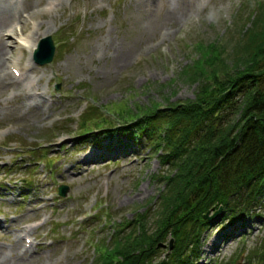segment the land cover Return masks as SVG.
Returning <instances> with one entry per match:
<instances>
[{
	"label": "rangeland",
	"instance_id": "rangeland-1",
	"mask_svg": "<svg viewBox=\"0 0 264 264\" xmlns=\"http://www.w3.org/2000/svg\"><path fill=\"white\" fill-rule=\"evenodd\" d=\"M8 1L0 25V264H97L96 246L111 243L117 223L142 212L154 230L165 167L144 135L91 140L100 129L81 133L83 112L95 106V117L119 123L114 109L192 98L197 82L185 74L201 49L218 41L230 50L264 0ZM48 34L52 59L33 61L31 47ZM9 61L25 73L14 77ZM38 218L45 221L33 225ZM206 220L191 264H262L248 254L264 239V201L235 221L222 208ZM20 234L33 243L25 247ZM168 236L148 264L165 257Z\"/></svg>",
	"mask_w": 264,
	"mask_h": 264
},
{
	"label": "trees",
	"instance_id": "trees-1",
	"mask_svg": "<svg viewBox=\"0 0 264 264\" xmlns=\"http://www.w3.org/2000/svg\"><path fill=\"white\" fill-rule=\"evenodd\" d=\"M242 27L230 50L218 41L201 49L185 74L197 82L192 98L136 112L114 109L119 123L103 112L95 117V106L83 112L81 133L144 135L165 167L154 230L142 212L117 223L111 243L96 246L97 264H148L167 234V252L157 264H191L207 209L221 204L225 218L235 221L264 201V9ZM92 119L94 128L87 126ZM99 133L89 137L97 140ZM248 257L264 264V239Z\"/></svg>",
	"mask_w": 264,
	"mask_h": 264
},
{
	"label": "water",
	"instance_id": "water-1",
	"mask_svg": "<svg viewBox=\"0 0 264 264\" xmlns=\"http://www.w3.org/2000/svg\"><path fill=\"white\" fill-rule=\"evenodd\" d=\"M54 50H55V45H54L51 35L50 34L45 35L41 37V39L39 40L37 49L34 52V58L37 62H40V63L50 61L52 59ZM67 190H68V187L66 184L61 183L58 185V191L60 195L65 196ZM221 207L222 206L220 204L218 208H216L212 214L209 213L211 208L207 209L203 213L204 218L211 219L221 209ZM172 241H173V238H170L169 248L172 246Z\"/></svg>",
	"mask_w": 264,
	"mask_h": 264
},
{
	"label": "bare ground",
	"instance_id": "bare-ground-1",
	"mask_svg": "<svg viewBox=\"0 0 264 264\" xmlns=\"http://www.w3.org/2000/svg\"><path fill=\"white\" fill-rule=\"evenodd\" d=\"M176 1V0H175ZM179 1V0H178ZM182 1V0H181ZM8 0L6 1V0H0V25H2L1 23L6 19V17L8 16V14H9V10H10V8H9V4L11 3H9L8 4ZM19 2V1H18ZM21 2V1H20ZM19 2V3H20ZM181 3V2H180ZM11 5V4H10ZM20 5V4H19ZM13 6V5H12ZM186 7H187V5H186ZM16 9H17V7H16ZM14 10V9H13ZM181 12V11H180ZM17 13V12H16ZM11 14V13H10ZM13 14V13H12ZM9 17H11V16H9ZM177 17V16H176ZM174 20V19H173ZM178 21V20H177ZM181 21V20H180ZM19 24V23H18ZM8 27V26H7ZM20 28V27H19ZM1 29V28H0ZM23 29V28H22ZM21 29V30H22ZM0 31H2V30H0ZM5 31V30H4ZM2 33V32H1ZM1 38V37H0ZM34 45V44H33ZM4 55H5V51H4V45H3V41L2 40H0V73H2L3 71H4V69H2V64H1V59L4 57ZM124 60H125V56H124V54L123 55H121L120 57H119V59H118V61H123L124 62ZM4 63V62H3ZM121 63V62H120ZM5 75H7V74H5ZM4 75V76H5ZM4 76L3 77H1L0 79H5L4 78ZM43 91V90H42ZM34 96V95H33ZM44 100V99H43ZM39 107V106H38ZM50 108V107H49ZM38 109V108H37ZM40 110H43V109H40ZM49 111V110H48ZM42 113V112H41ZM46 113V112H45ZM43 114V113H42ZM37 115V114H36ZM50 115V114H49ZM52 115V114H51ZM86 126V125H85ZM90 129V128H89ZM101 130V129H100ZM81 131H83V130H81ZM111 131V130H110ZM102 132V131H101ZM99 133V132H98ZM101 134V133H100ZM90 155V154H89ZM222 238V237H221ZM209 247H211V244L210 245H208V248ZM213 248V247H212ZM211 248V249H212ZM216 248H218V246H216L215 247V249ZM210 253H212V252H210ZM19 254V253H18ZM17 258H18V256H17ZM5 259V258H4ZM20 262V261H19Z\"/></svg>",
	"mask_w": 264,
	"mask_h": 264
}]
</instances>
